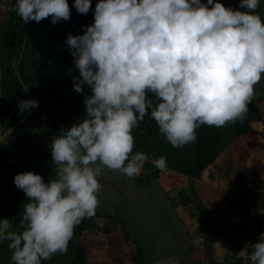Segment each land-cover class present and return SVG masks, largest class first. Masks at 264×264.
<instances>
[{"label": "clouds", "instance_id": "9594fccd", "mask_svg": "<svg viewBox=\"0 0 264 264\" xmlns=\"http://www.w3.org/2000/svg\"><path fill=\"white\" fill-rule=\"evenodd\" d=\"M261 0H97L93 22L82 34H67L77 75L73 88L84 98L83 117L61 128L50 144L56 177L18 172L14 185L26 196L16 218H0V243L8 242L11 264H42L66 254L74 229L95 215L98 177L106 167L132 178L149 156L135 151L132 129L150 116L172 147L195 143L202 125L243 122L264 76ZM92 0H15L27 24L50 17L68 21L71 8L91 10ZM39 106L18 101L21 113ZM159 170L167 157H153ZM249 264H264V233L252 243Z\"/></svg>", "mask_w": 264, "mask_h": 264}, {"label": "trees", "instance_id": "16d2710c", "mask_svg": "<svg viewBox=\"0 0 264 264\" xmlns=\"http://www.w3.org/2000/svg\"><path fill=\"white\" fill-rule=\"evenodd\" d=\"M68 2L71 7L74 0H68ZM222 2L225 4L226 0H222ZM96 3L97 0H92L91 10L87 14H79L72 7L71 17L68 21H61L53 25L50 23V17L42 19L39 23L29 21L25 24L14 11L15 0H9L11 10L7 25L4 30L0 31V121L4 122L13 132H18L19 123L29 112H20L18 101L22 99L46 100L48 102L47 109L58 120L60 128L67 129L83 117L85 112L84 98L90 94V89L85 84L82 92L74 90L72 77L77 75V70L73 66V57L65 41L69 32L73 35L82 34L85 30L82 26L93 22V11ZM42 55L52 59L54 63L42 61ZM248 108L249 111L243 122L238 120L235 124L225 125L233 135L252 132L251 122L261 119L260 111L255 102H249ZM222 129L223 126L218 128L202 125L196 129L197 139L195 143H190L182 148H174L159 134L156 122L146 115L144 120L132 129L134 136L133 153L143 151L149 156V160L144 163L147 173L137 176L138 183L148 184L159 178L161 170L151 163V159L162 155L167 157L166 168L169 170L183 176L197 177L228 146ZM54 168L51 155L37 149L29 141L28 136L21 139L16 145L3 148L0 151V218H16L13 226L18 229L19 214H22L23 204L27 201L24 192L14 185L13 177L16 173L21 172V170H33L40 173L47 181L49 178L54 179L56 177ZM104 170L107 174L127 176L106 167ZM263 181L264 166L262 175L253 179L248 186L236 182V186L231 188L230 196L233 197L243 191L252 190L260 186ZM180 199L182 205L189 204L190 199L184 193L180 194ZM227 206L233 208L239 216L230 226L231 230L236 231L238 241L229 239L230 243L236 242L237 245L249 228V220L246 219L247 211L235 202H230ZM208 214L203 209L201 217L203 222L208 219ZM96 218L112 219V223L108 224L107 219L106 223L99 226L105 235L121 231L128 238L124 223L117 215L106 211H96L93 217L85 218L75 227L74 235L68 245V250L73 253L69 264H85V250L76 244L75 239L79 238L84 231L95 226ZM263 218L264 207H262L261 216L258 217V236L263 232ZM222 233L221 228L217 227L216 236L219 237ZM7 245V241L0 243V264H11V251ZM54 256L43 261L42 264H52ZM240 262L241 258L236 264ZM133 263H142L139 249L136 250Z\"/></svg>", "mask_w": 264, "mask_h": 264}, {"label": "crops", "instance_id": "0c3cea01", "mask_svg": "<svg viewBox=\"0 0 264 264\" xmlns=\"http://www.w3.org/2000/svg\"><path fill=\"white\" fill-rule=\"evenodd\" d=\"M256 125V121L251 122L253 128H255ZM229 151L225 149L221 152L212 165L207 168L208 171L197 178L183 176L175 171L169 170L172 171L170 175L167 174L154 181L164 184V189L146 190L144 187H146L147 184H139L123 175L110 174L109 177L120 176L118 182L121 184L118 185L119 189L116 187L119 194L115 195L113 193L114 190L108 188L107 191H112L110 193L112 199L115 198V200H113L115 201L114 205L111 207L112 209L108 207L107 209H96V211H106L110 214L117 215L119 219L123 221L126 234L129 237L128 240L134 245L136 250L139 249L141 252L142 263L140 264H199L195 262V260L201 255L200 253L204 249L203 245L206 240L202 239V227L197 218L191 217L190 214H188L187 207L192 206V204L195 205L194 190H185V195L190 199L187 205H182L181 202L177 203L176 199L174 201L170 196L173 192L177 198L180 191L177 189V186H189V183H191L193 179H196V186L198 188L195 193L197 194L196 199L200 203L198 206L205 209L211 216H214L211 225L204 222V224H206L204 226H207L206 233H209L208 226L214 227V235H212L214 239L211 242L209 241V246L205 245V249L208 251V254L213 252L216 257H221L223 251L220 249H222V246L225 247V244L230 243L229 239L236 235V231L231 230L229 223L233 224V221L239 218L233 208L223 204V200L230 196L231 193V188L230 186L228 188L227 181H229L232 186V184L236 183L238 180V176L243 175L242 173L244 171L251 172L254 163H256L255 158L253 160L251 155L246 156V152H244L245 149H243L241 151L242 158L238 159L242 164L240 166L236 165V167H231L230 163L227 164L228 159L226 153ZM233 159H235V157ZM235 161L236 160H234V162ZM262 163L264 166V156ZM212 167L218 168V171ZM220 167L228 173V175L221 177L222 173H220ZM212 169L214 170L212 171ZM174 181L176 184H174ZM105 201L106 199L102 197V205ZM221 205L227 207V209H229L231 213H234L235 216H238V218H234L235 220L230 222L224 219L219 223L217 219L221 218L220 216H222V214L220 210H223ZM141 206H143V208L139 209L138 213L149 215L151 220L150 225L145 224V220H139L137 212L134 215L131 211L132 209L138 210ZM103 207H105V205H103ZM100 221L104 220L100 219ZM217 227H220L223 232L219 237L216 236ZM209 239L210 238H208V240Z\"/></svg>", "mask_w": 264, "mask_h": 264}, {"label": "rangeland", "instance_id": "374dc122", "mask_svg": "<svg viewBox=\"0 0 264 264\" xmlns=\"http://www.w3.org/2000/svg\"><path fill=\"white\" fill-rule=\"evenodd\" d=\"M237 2L238 0H226L225 4L226 6L230 5L232 7H236ZM10 10L11 8L9 6V0H1L0 1V31L4 30L7 25V19H8ZM255 11L260 14L262 19H264V0H261L259 7ZM44 56L45 55L41 56L42 61L45 60L50 64L54 63L52 59H48L47 57H44ZM251 101L257 104L258 109L260 111V115H261V119L259 121H256L257 125L255 126V128H253L252 133L250 132L245 135H233L231 130L228 129L227 127L223 126V129H222V134L224 138L227 140V144H228V146L225 149L226 150L228 149V151L230 150L229 152L226 153L227 159H228L227 164L230 163L231 167H236V165L240 166L242 163H240L238 159L242 158L241 151L243 149H245L244 152H246L245 153L246 156L251 155V157H253V160L254 158L256 160V163H254L252 171L251 172L244 171L242 173L243 175L238 176V180L236 181L238 183L240 182L239 183L240 185H246V186H248L252 182L253 179L260 177L263 171L262 159L264 156V143H263V140H264V136H263V132H264V76H262V79L260 80V82L254 86V95ZM47 108H48V102L46 100L43 99L39 101V106L36 108L37 113L34 115V117L31 118V122L28 125H26V127H24L22 135H21V139L28 136L29 141H31L37 149L43 150L44 152L51 155L50 144L52 142V138L53 136L57 135L60 132L61 128L58 126V120L51 114V112H49ZM32 110H30L25 116V118H23L22 121L19 123L18 125L19 129L26 123L25 121L27 120L28 114L32 113ZM0 128H1L0 129V136H1L0 142H6L10 139L17 137V133L13 132L12 129H10L4 122L0 121ZM233 156L235 157V159H233L234 158ZM234 160L236 161L234 162ZM207 168H205L200 173V175H198L197 177L205 174L208 171ZM212 168H215L216 170L218 169L216 167H212ZM213 170L214 169H212V171ZM171 172L172 171H169L168 168H165L164 170H161V174L159 178L167 174L170 175ZM146 173L147 171L145 170L144 165H143L142 171L139 174V176L144 175ZM220 173H222L221 177L224 175H228V173H226L223 169H221V167H220ZM109 175L110 174L107 175V173L103 169L102 174L98 177V180L100 184L102 185L100 191L97 193V196L99 197L98 198L99 205L97 206L98 210H100V208L107 209L108 207H110L109 209H112L111 207L114 205L115 201L113 200H115V198L112 199V196L110 194L112 191L110 192L107 191L108 188H112L114 190L113 193L115 195L119 194L118 190L116 189L119 187L118 185L121 184L118 182L120 176L109 177ZM197 177H194V178H197ZM126 178H130V177L126 176ZM130 179H132L135 182H138L137 176L132 177ZM154 181L155 180L147 184V186L144 187V189L153 190V189H164L165 188L164 184H161L158 181L157 182H154ZM227 183H228L227 185L228 188L229 186L230 188H232V186H236L235 183L232 184V186L230 185L231 183L229 181H227ZM174 184H176L175 181H174ZM197 188L198 187L196 186V179H193L191 183H189V186L188 185L187 186L183 185V187L177 186V189L180 190L179 196L177 198L175 196V193L173 192H172V195H170L172 200L175 201L176 199V202L180 203L181 202L180 194H183V193L185 194L186 189L194 190L195 205L192 204V206L187 207L188 212H189L188 214H190L191 217L197 218V220L199 221L202 227L201 228V231L203 232L202 239L206 240L203 245L204 249L200 253L201 255H199V258L195 260V262H198L199 264H221V263L222 264H236V261L233 258H231V260H227V254L229 252V249L236 246V242L227 243L225 244V247L222 246V249H220L223 251V253L221 254L222 255L221 257L220 256L216 257V255L213 254V252L211 254L210 253L208 254V251L205 249V245L209 246V241L211 242L214 239V237L212 236L214 235V232H213L214 227L208 226L209 233H206L207 226L206 227L204 226L206 225L204 224V222L211 225V218H213L214 216L213 215L211 216L210 214H208V216L206 215L208 219L204 222L202 221L201 217L203 214V208L201 209V207L198 206L200 203L196 199L197 194L195 193ZM102 197L106 199L105 203L103 204L105 205V207H103L102 205ZM221 206L223 210H220V213L222 214L224 218L220 216L221 218L217 219L219 223H221V220H224V219L229 220L228 222H230L232 220H235L234 218H238V216H235L234 213H231V211H229L227 207H225L224 205H221ZM141 208H143V206L138 208V210L132 209L131 211L135 215L136 212L138 213L139 209ZM5 212L9 213L7 211ZM137 216L139 217V220L140 219L145 220V224L150 225L151 220L149 218V215L144 214V213H138ZM107 219H108V224L112 223V219H109V218ZM107 219L104 218L103 222H105ZM99 220L100 219L96 218L95 226H92L88 230L84 231L79 238L75 239L76 244L82 246L85 250V264H133V257L135 256L136 249L134 248V245L128 240L129 237L127 238L125 236V233H122L121 231L108 233L105 235L101 231V228L99 227L102 224V221H99ZM230 226H231V223H229V227ZM262 230H263L262 233H264V228ZM236 236H237V233L231 239L238 241V237ZM208 238L210 239L208 240ZM205 252H206V255H205ZM72 256H73V253L70 250H68L66 254L56 253L53 258L52 264H69Z\"/></svg>", "mask_w": 264, "mask_h": 264}, {"label": "built area", "instance_id": "2783aa9c", "mask_svg": "<svg viewBox=\"0 0 264 264\" xmlns=\"http://www.w3.org/2000/svg\"><path fill=\"white\" fill-rule=\"evenodd\" d=\"M230 202L241 205L247 211L246 219L249 220V228L243 239L233 249H229L227 260L233 258L238 263V259L241 258L239 264H249L248 256L252 251V243L260 239L257 235V222L262 214V207H264V181L252 190L243 191L233 197L228 196L223 200L225 205Z\"/></svg>", "mask_w": 264, "mask_h": 264}, {"label": "water", "instance_id": "95a60500", "mask_svg": "<svg viewBox=\"0 0 264 264\" xmlns=\"http://www.w3.org/2000/svg\"><path fill=\"white\" fill-rule=\"evenodd\" d=\"M36 113H37V111H36V108H35V109L32 110V113L28 114L27 120L25 121L26 123L18 130L17 137L16 138L10 139L7 142H0V151L3 148H9L12 145H16L18 142H20L21 135H22V132H23L24 127H26V125H28L31 122V118L34 117V115ZM0 194H1V192H0Z\"/></svg>", "mask_w": 264, "mask_h": 264}, {"label": "flooded vegetation", "instance_id": "af4514ba", "mask_svg": "<svg viewBox=\"0 0 264 264\" xmlns=\"http://www.w3.org/2000/svg\"><path fill=\"white\" fill-rule=\"evenodd\" d=\"M9 141V140H8ZM7 142V141H6Z\"/></svg>", "mask_w": 264, "mask_h": 264}]
</instances>
